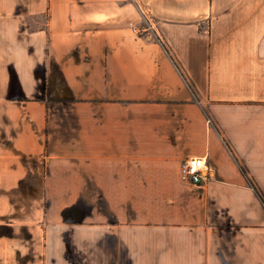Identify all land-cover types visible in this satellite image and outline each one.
I'll list each match as a JSON object with an SVG mask.
<instances>
[{
    "label": "crops",
    "instance_id": "crops-1",
    "mask_svg": "<svg viewBox=\"0 0 264 264\" xmlns=\"http://www.w3.org/2000/svg\"><path fill=\"white\" fill-rule=\"evenodd\" d=\"M247 176L264 0H0V264H264Z\"/></svg>",
    "mask_w": 264,
    "mask_h": 264
},
{
    "label": "built area",
    "instance_id": "built-area-1",
    "mask_svg": "<svg viewBox=\"0 0 264 264\" xmlns=\"http://www.w3.org/2000/svg\"><path fill=\"white\" fill-rule=\"evenodd\" d=\"M208 168L201 157L186 158L180 164L179 175L183 182L201 183L207 177Z\"/></svg>",
    "mask_w": 264,
    "mask_h": 264
},
{
    "label": "trees",
    "instance_id": "trees-1",
    "mask_svg": "<svg viewBox=\"0 0 264 264\" xmlns=\"http://www.w3.org/2000/svg\"><path fill=\"white\" fill-rule=\"evenodd\" d=\"M243 172L245 173L244 169H243ZM248 180H249V183L251 184V186L254 188V190L258 194L259 198L261 199V201H262V203L264 205V194L261 192L259 187L256 185V183L250 177H248Z\"/></svg>",
    "mask_w": 264,
    "mask_h": 264
}]
</instances>
